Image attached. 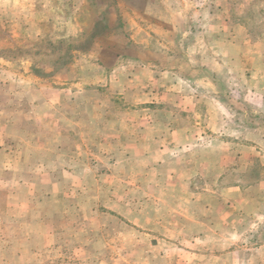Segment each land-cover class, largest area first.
<instances>
[{
    "label": "rangeland",
    "instance_id": "374dc122",
    "mask_svg": "<svg viewBox=\"0 0 264 264\" xmlns=\"http://www.w3.org/2000/svg\"><path fill=\"white\" fill-rule=\"evenodd\" d=\"M0 264H264V0H0Z\"/></svg>",
    "mask_w": 264,
    "mask_h": 264
}]
</instances>
